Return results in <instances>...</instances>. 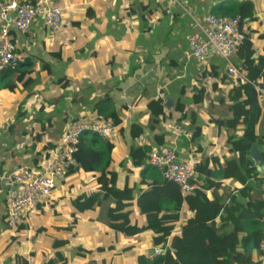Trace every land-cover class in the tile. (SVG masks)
<instances>
[{"label":"crops","instance_id":"obj_1","mask_svg":"<svg viewBox=\"0 0 264 264\" xmlns=\"http://www.w3.org/2000/svg\"><path fill=\"white\" fill-rule=\"evenodd\" d=\"M52 1L63 8L71 26L51 33L44 17L38 16L31 33H26L11 23L18 61L12 72L0 68V176L19 166H44L69 122L102 118L104 105L115 109L122 125L110 139L112 152L104 155L105 161L94 170L70 172L53 196L28 211L17 227L7 224L8 185L0 179V264H17L19 256L32 264L31 254L46 264L50 258L45 257L46 250L36 247L38 238L49 239L56 256L55 242L63 240L64 251L71 250L67 239L72 241V235L81 239L78 244L87 248V257H73L70 264H136L137 253H152L154 246L151 234L140 231L146 216L140 213L132 190H146L151 181L143 174L145 164H135L132 151L147 142L154 149L173 150L179 159H190L198 156L195 149L200 145L213 168L218 161L237 158L227 142L235 130L216 127L215 135L209 122L212 116L233 117L223 100L237 79L227 73L225 60L215 48L204 61L189 57V38L203 33L208 13H220L232 0H179L171 13H167L168 0ZM252 2L253 17L245 20L244 29L257 49L255 57L264 59V0ZM15 16L11 11L8 19L0 18V28ZM234 59L240 67L237 54ZM24 72L26 76L18 81L17 75ZM201 89L205 92L199 101ZM158 98L166 118L156 124L149 103ZM261 101L264 106V97ZM179 103L184 105L182 112L177 109ZM183 112L188 118L182 122L192 125L193 117L197 121L193 125L204 128L201 136L208 140L206 147L196 137L186 149L183 139L192 136H176L168 127L178 126L175 118ZM134 123L144 129L140 141L132 136ZM258 132H264V111ZM162 134L167 139L158 144L155 136ZM90 137L85 136L87 141ZM92 146L106 151L105 143ZM251 173L244 184L233 177L225 179V192L233 190L243 204L249 198L264 200V173L257 165ZM111 184L127 191L114 199L125 197L122 202L128 206L121 211L129 213L132 233H120L102 223L99 207L76 206V198L98 195L101 201ZM70 225L72 233L67 232ZM253 234L264 237L260 230Z\"/></svg>","mask_w":264,"mask_h":264},{"label":"trees","instance_id":"obj_2","mask_svg":"<svg viewBox=\"0 0 264 264\" xmlns=\"http://www.w3.org/2000/svg\"><path fill=\"white\" fill-rule=\"evenodd\" d=\"M224 9L220 13L216 10L212 13L218 16L240 15L244 26L245 20L253 17L254 4L252 0H232L231 5ZM256 52L254 43L246 35L236 53L241 61L237 84L228 91L223 100L233 113V117L221 119L212 116L209 119L214 125L215 135L216 127L221 129L228 126L235 130L227 137V142L232 151L237 153V158L218 161L213 168L210 157H204L203 148L198 145L195 151L200 161L196 175L191 179L193 187L188 193H183L175 181L165 178L151 163H145L148 153L154 149L150 143L146 142L132 151L135 164H145L143 174L151 181L146 190L132 188L135 203L140 213L146 216L140 231L151 234V246H165L164 254L153 258L147 251L138 252L136 264H264V260L259 259L260 237L253 234L260 230L264 236V200L249 198L247 203L243 204L233 190L226 193L224 189L225 179L233 177L244 184L247 178L252 176L251 170L255 169L256 164L250 161L249 150L253 143L263 148L264 155V132H258L264 111L261 101L264 97V59L262 56L255 57ZM2 70L8 73L14 71L11 66ZM218 73L220 72L217 71L216 74ZM17 76V80L22 81L26 72ZM204 92L205 90L201 89L196 99L201 101ZM149 106L154 123L158 124L166 118L162 99L152 100ZM177 109L184 111V105L179 103ZM100 112L103 114L102 118L110 119L118 126L122 125V119L115 109L109 108V105L102 106ZM187 118L183 112L175 119L182 122ZM190 122L192 125L197 123L193 117L190 118ZM203 129L202 126H197L191 139L184 137L186 149L190 148L196 137L202 135ZM143 130L136 123L132 124L133 137L141 135ZM85 136H91L89 141ZM166 137L163 134L156 135L155 139L158 144H163ZM96 142H101L102 145L105 143L106 151L102 153L100 149L94 148L92 145ZM112 147L110 139H105L94 132H84L75 153L78 163L69 169V173L78 169L86 171L96 169L99 163L105 161L104 155L111 154ZM113 185L106 188L101 201L98 195L76 198V206L82 210L99 207V220L102 223L117 232L132 233L134 225L130 223L129 213L121 211L128 206L122 202L125 197L114 199L127 191L118 190ZM73 227L67 226V230L72 231ZM228 227L231 229H227ZM64 243L66 244L63 240L55 242L58 262L48 260L46 264H70L72 257H87V248L77 246V243H73L72 246L71 240L67 239V246L74 250L71 257L68 254L70 250L66 248V252L64 251ZM17 264L29 262L23 256H19Z\"/></svg>","mask_w":264,"mask_h":264},{"label":"built area","instance_id":"obj_3","mask_svg":"<svg viewBox=\"0 0 264 264\" xmlns=\"http://www.w3.org/2000/svg\"><path fill=\"white\" fill-rule=\"evenodd\" d=\"M179 0H168L167 13L173 6H179ZM16 16L0 28V68L14 66L18 61L17 43L11 32L14 22L18 30L31 33L33 22L38 16L44 17V22L51 33L72 25V21L64 16L63 8L52 0H0V18L8 19L9 12ZM247 31L242 24V17L218 16L212 12L206 16V28L203 33H194L189 38L191 53L189 55L199 61H204L215 48L224 58L226 71L235 79L240 75V67L234 59L238 48L243 44ZM260 90H263L259 88ZM264 93V90H263ZM181 136L183 133L178 126L168 124ZM94 132L105 139L116 136L118 125L106 118H78L69 122L64 135L56 144L47 163L38 168L19 166L5 174L3 179L8 185L6 203L7 224L17 227L25 214L40 201L48 200L54 194L58 183L69 173V169L77 165L75 153L78 150L81 135L84 132ZM192 136V133H186ZM140 141L141 136L135 138ZM147 161L157 167L163 176L175 181L183 193L192 189L191 179L195 177L199 158L179 159L173 150L161 151L154 149L147 155ZM169 245V244H167ZM165 246L153 247L150 257L164 254ZM260 258L264 260V237L259 239Z\"/></svg>","mask_w":264,"mask_h":264},{"label":"water","instance_id":"obj_4","mask_svg":"<svg viewBox=\"0 0 264 264\" xmlns=\"http://www.w3.org/2000/svg\"><path fill=\"white\" fill-rule=\"evenodd\" d=\"M179 129L184 133H194L196 125L186 124L179 121L177 123ZM196 142L202 143L205 147L207 146L208 140L204 136L196 138ZM249 159L251 162L256 164L258 168L264 173V155L263 150L258 146L257 143H253L249 150Z\"/></svg>","mask_w":264,"mask_h":264},{"label":"rangeland","instance_id":"obj_5","mask_svg":"<svg viewBox=\"0 0 264 264\" xmlns=\"http://www.w3.org/2000/svg\"><path fill=\"white\" fill-rule=\"evenodd\" d=\"M67 232H71L72 233V231H67ZM57 237H58V234H57ZM45 238H42V237H40V238H38V242H39V244L36 246L38 249H40L41 250V248L42 249H44V250H46L47 251V253L45 254L44 253V255H45V257H47V258H50L49 260H53V259H55V263H57L58 262V258L53 254V249H52V246H50V243H49V239L48 240H44ZM69 239H72V241H71V244H72V246H73V243H76V241H77V246H81L80 244H81V239L80 238H77L75 235H72L71 236V238H69ZM57 240H58V238H57ZM78 242H80V244H78ZM74 248V247H73ZM74 251V250H73ZM72 250H70L69 252H68V254L72 257V252H73ZM67 254V253H66ZM29 256V258H30V260H31V263L32 264H45L44 262H41L42 260H41V258H38V257H34L32 254L31 255H28ZM75 258V257H74ZM37 259V260H36ZM71 260H73V257L71 258ZM16 262H18V259H17V261Z\"/></svg>","mask_w":264,"mask_h":264}]
</instances>
